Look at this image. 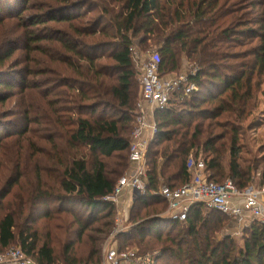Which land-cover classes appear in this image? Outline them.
Here are the masks:
<instances>
[{"label":"trees","instance_id":"obj_1","mask_svg":"<svg viewBox=\"0 0 264 264\" xmlns=\"http://www.w3.org/2000/svg\"><path fill=\"white\" fill-rule=\"evenodd\" d=\"M16 1L27 8L32 0ZM84 1L36 0L41 5V13L27 17L20 15L17 4H4L0 0V12L8 20L17 17L32 26L50 21L72 22L82 18L71 12L88 4ZM113 1L122 2L125 13L123 19L115 23L120 36L118 40L97 48L109 50L106 57L111 62L100 64V57L92 53V47L99 43L80 48L75 39L76 35H94L97 29L93 25L100 26L103 19L92 18L84 26H75L72 33L62 30L56 37L29 31L34 43L44 40L63 43L66 52L83 59L89 68L80 71V78L70 87L74 91L76 108L70 110L74 116L70 120L67 138L72 148L83 154L86 150L88 157L77 154L59 175L57 188L45 190L41 187V180L36 179V184H31L28 208H32L31 203L36 201L60 203L56 214L50 210L41 216L51 217L50 220L54 221L57 219L55 215L68 214L77 223L80 237L97 220L105 219L99 230L102 233L105 232L103 228L109 230L113 226L115 203L105 197L114 191L118 178L128 167H131L130 171L136 168L129 157L138 98L134 83L138 73L130 52V47L135 46L133 36L139 30H145L146 34H160L159 31L168 26L166 20L175 16L182 21V26L167 34L157 49L160 73L167 75L177 71L182 63L180 53H185L198 65L196 71L189 73L198 89L191 97L179 102L171 99L167 106L156 111L157 129L146 155L147 191L136 194L130 212L134 223L115 239L114 244L119 250L131 248L134 243L152 249L159 247L154 264H264L263 223L254 219L245 224L240 245L228 236L217 240L216 234L228 222H236L233 217L203 204H195L186 220L171 218L165 214L168 204L159 193L164 185L178 188L189 183L188 158L191 153L199 158L202 152L207 153L202 159L209 179L218 182L232 179L241 190L254 181L264 187V154L250 159L243 156L244 143L249 138L241 126L254 114L262 93L264 0H234L229 2L230 5L222 4L221 0H201L188 15L179 6L172 10V0ZM1 15L0 25L6 23ZM196 26H201V31L197 32ZM61 34H68L72 41L63 40ZM21 45L9 46L8 54L0 56V67ZM44 47L37 46L36 49L44 52ZM14 90L12 81L0 79V105L14 95ZM216 125H228L227 132L216 135L213 131ZM1 134L0 146L8 137ZM259 151L264 153L263 148ZM109 162L114 163L117 170L113 171ZM60 163L65 165L63 160ZM256 174L258 178H255ZM20 175L11 180L7 185L9 190L0 195V253L17 243L34 264H56L57 257L49 237L53 231H62L63 223H56V230H51L48 238L41 242L34 228L16 231L18 217L2 204L6 194L19 184ZM35 214L28 216L32 222ZM94 240L89 239L90 258L95 256L94 249L98 247ZM73 247L72 243L65 244V258L71 256ZM100 261L99 254L96 263Z\"/></svg>","mask_w":264,"mask_h":264},{"label":"rangeland","instance_id":"obj_2","mask_svg":"<svg viewBox=\"0 0 264 264\" xmlns=\"http://www.w3.org/2000/svg\"><path fill=\"white\" fill-rule=\"evenodd\" d=\"M172 1L170 5L172 10H176L179 6L188 15L193 12L201 0ZM233 1L221 0V3L230 5L229 2ZM8 2L18 5L16 8L20 15L29 17V14L41 13V5H38L36 0H32L27 8L16 0H3L4 4ZM84 2L88 4L71 12L74 15L78 13L82 18L72 22L50 21L32 26L29 22H22L17 17L8 20V17L0 12L2 14L0 15L6 21V23L0 25V56L5 53L8 54L9 46L22 44L5 61L4 66L0 67V79L4 78L7 81H12L15 88L14 95H11L5 104L0 105V134L2 133L3 137L8 136L0 146V195L9 190L7 185L21 174L19 184L10 193L8 192L2 201L6 210L15 213L18 217L19 226L16 231L34 228L38 231L41 242H43L48 238L51 230H56V223H63L64 229L53 231L49 237L57 257L56 264H95L99 254L102 256L104 245L107 243L108 246L113 244L115 239L119 238L122 232L128 230L134 223L131 220L130 212L136 194L129 195V190L115 203L113 226L109 230L103 228L105 232H100L99 230L102 229L103 225L101 222H105V219L103 221L97 220L81 237L78 235L80 230L77 223L73 222V218L68 214H57L55 215L57 219L54 221L50 220L51 217L41 216L42 213H47L50 210L56 214L55 210L60 203L48 202L41 204V201H36L31 203L32 208H28L30 205L28 195L32 193L30 192L31 184L34 183L35 185L36 179L41 180V187L45 190L52 187L57 188V181L64 167L70 164L77 154H83L82 151L79 150L78 153L77 149L72 148L67 140L70 120L74 116L70 113V110L76 108L74 91L70 87L74 80L80 78V71L85 72L89 68V64L83 59L66 52L62 47L63 43L51 40L34 43L30 39L31 34L29 31L39 32L41 36L56 37L62 30L72 33L71 30L75 26H84L92 18L103 19L100 26L97 23L93 25L94 29H97L94 35H76L75 39L79 41L80 48L99 43L94 45L97 47H92L94 48L91 50L92 53L100 57V64L111 62L106 57L110 51L106 48H97L106 46L111 40H118L120 31H118L116 24L117 20L119 22L125 15L123 4L113 0ZM184 21H187V19H184ZM166 22L168 26L163 27L159 31L160 34H146L145 30H139L137 35L133 36L134 45L142 51L159 49L163 38L175 28L182 26V21H178L175 16L174 18H168ZM196 29L198 32L201 31L202 27L196 26ZM124 31L132 36L128 30ZM61 36L63 40L72 41V37L68 34L65 36L61 34ZM37 46H45L43 48L45 51L36 49ZM180 54L181 67L174 73H167L170 75L169 78L188 75L192 71H196L198 67L185 53ZM135 71L138 73L137 67H135ZM134 83L138 100L141 94L139 75L135 76ZM193 84L197 85L196 83ZM261 88L262 93L259 94L257 109L252 116L241 123L249 138V141L244 143L246 147L243 149V156L246 159H250L252 156L261 157L264 154L259 151L261 148L264 149V78ZM176 91L178 92V90ZM193 91L191 96L195 93V90ZM184 98L185 93L180 98L172 96V100L175 102L184 100ZM254 124H257L256 127L250 130ZM226 127L228 125H222V127L216 125L213 131L216 135H222L227 132ZM206 154L200 153L199 158L205 159ZM83 155L88 157V152L84 150ZM62 160L65 165H61L60 161ZM121 162L124 161L121 160ZM109 165L113 171L117 170L114 163L109 162ZM130 168L126 169V174L130 173ZM259 172H261V169H259ZM125 173L121 177L126 175ZM255 178H258V174L255 175ZM39 208L42 211L36 213ZM81 209L78 208V210ZM81 213L83 214V211ZM29 214H33V216L35 214V217H32L35 219L34 222H32L31 217H28ZM71 223V226L65 227ZM238 226L239 223L237 222H228L225 228L216 234V239L222 240L228 236L237 244H242L243 231L241 226ZM91 238L95 239L94 243H97L98 246L94 249L95 256L92 258H90L91 243H89ZM67 243L74 245L69 258L64 257V246ZM19 247L20 245L17 243L11 246V248ZM130 249L151 252L155 257L159 256L160 252L159 247L152 249L150 246L140 247L135 243ZM73 260L77 262L73 263Z\"/></svg>","mask_w":264,"mask_h":264},{"label":"built area","instance_id":"obj_3","mask_svg":"<svg viewBox=\"0 0 264 264\" xmlns=\"http://www.w3.org/2000/svg\"><path fill=\"white\" fill-rule=\"evenodd\" d=\"M130 52L133 63L138 68L141 82V94L133 114L134 130L129 148L130 162L136 164V168L122 176L114 191L105 197L106 200L114 203L118 202L127 190H133L137 194H144L147 191L146 155L157 129L156 111L167 106L172 96L180 98L185 93V97H191L193 90L196 92L198 89L197 85L193 84L197 82L190 78V74L173 78L161 75L158 50L142 51L136 46H131ZM187 167L191 174L189 183L178 188L164 185L159 190L168 204L166 215L186 220L193 205L203 204L209 209L233 217L239 224L244 222L246 215L264 224V187L256 186L253 182L248 188L241 190L232 179L228 178L224 182L209 179L205 161L196 158L194 153L189 156ZM154 263L155 256L151 252L130 248L119 250L116 244L108 246L107 243L104 245L101 261L95 264ZM0 264H34V262L21 248H10L0 253Z\"/></svg>","mask_w":264,"mask_h":264},{"label":"crops","instance_id":"obj_4","mask_svg":"<svg viewBox=\"0 0 264 264\" xmlns=\"http://www.w3.org/2000/svg\"><path fill=\"white\" fill-rule=\"evenodd\" d=\"M166 77H169L170 75H165ZM254 183H255V185L256 186H258L257 184L258 183H256L255 181H254ZM129 195H132V194H137V193H135L133 190H129ZM136 196V195H135ZM252 220H254L251 216H249V215H246L245 216V219H244V222L242 223V224H239V226H241V228H243V226L245 225V224H247V223H249L250 221H252ZM237 222V221H236ZM238 223V222H237ZM238 226V227H239Z\"/></svg>","mask_w":264,"mask_h":264}]
</instances>
